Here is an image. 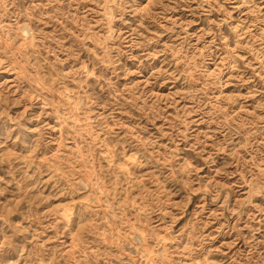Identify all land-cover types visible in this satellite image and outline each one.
<instances>
[{
	"label": "rangeland",
	"instance_id": "obj_1",
	"mask_svg": "<svg viewBox=\"0 0 264 264\" xmlns=\"http://www.w3.org/2000/svg\"><path fill=\"white\" fill-rule=\"evenodd\" d=\"M0 264H264V0H0Z\"/></svg>",
	"mask_w": 264,
	"mask_h": 264
},
{
	"label": "bare ground",
	"instance_id": "obj_2",
	"mask_svg": "<svg viewBox=\"0 0 264 264\" xmlns=\"http://www.w3.org/2000/svg\"><path fill=\"white\" fill-rule=\"evenodd\" d=\"M25 27H26V26H25ZM24 29H25V28H24ZM26 30H27V28H26L25 31H24L25 33L23 32L24 34H22V35H23V38H25V39H26V35H28L27 32H26ZM27 31H29V30H27ZM19 34H20V33H19ZM26 40H27V39H26ZM18 48H19V47H18ZM34 98H35V97H34Z\"/></svg>",
	"mask_w": 264,
	"mask_h": 264
}]
</instances>
